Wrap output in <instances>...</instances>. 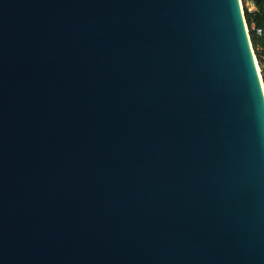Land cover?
I'll use <instances>...</instances> for the list:
<instances>
[{
  "label": "water",
  "instance_id": "water-1",
  "mask_svg": "<svg viewBox=\"0 0 264 264\" xmlns=\"http://www.w3.org/2000/svg\"><path fill=\"white\" fill-rule=\"evenodd\" d=\"M239 0H0V264H264V89Z\"/></svg>",
  "mask_w": 264,
  "mask_h": 264
},
{
  "label": "trees",
  "instance_id": "trees-1",
  "mask_svg": "<svg viewBox=\"0 0 264 264\" xmlns=\"http://www.w3.org/2000/svg\"><path fill=\"white\" fill-rule=\"evenodd\" d=\"M253 2L255 9L253 12L244 11L245 22L249 28L250 41L258 65L261 69L264 83V0H242ZM261 30V35L257 34Z\"/></svg>",
  "mask_w": 264,
  "mask_h": 264
},
{
  "label": "rangeland",
  "instance_id": "rangeland-1",
  "mask_svg": "<svg viewBox=\"0 0 264 264\" xmlns=\"http://www.w3.org/2000/svg\"><path fill=\"white\" fill-rule=\"evenodd\" d=\"M239 2H240V6H241V9H242L243 13H244L245 10H247L248 12H253L254 11L255 6H254L253 2H251V1H245L244 2L242 0H239ZM245 25H246V28H247V33L250 34L249 33L250 31H249V28H248L246 22H245ZM249 38H250V35H249ZM253 55H254L255 61L257 63V66L259 68L258 72H259V75H260V78H261V81H262V84H263V89H264V83H263V79H262L261 69H260V66L258 65V62H257V59L255 57L254 51H253Z\"/></svg>",
  "mask_w": 264,
  "mask_h": 264
},
{
  "label": "built area",
  "instance_id": "built-area-1",
  "mask_svg": "<svg viewBox=\"0 0 264 264\" xmlns=\"http://www.w3.org/2000/svg\"><path fill=\"white\" fill-rule=\"evenodd\" d=\"M257 34L258 35H261V30H257Z\"/></svg>",
  "mask_w": 264,
  "mask_h": 264
}]
</instances>
